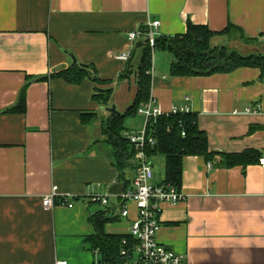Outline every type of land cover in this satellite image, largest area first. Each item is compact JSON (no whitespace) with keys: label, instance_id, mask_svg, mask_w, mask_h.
Instances as JSON below:
<instances>
[{"label":"crops","instance_id":"crops-1","mask_svg":"<svg viewBox=\"0 0 264 264\" xmlns=\"http://www.w3.org/2000/svg\"><path fill=\"white\" fill-rule=\"evenodd\" d=\"M155 21L157 37L185 34L188 23L214 32L232 26L237 43L255 39L250 51L264 55V0H0V264H98L100 255L86 239L99 213L111 219L106 233L129 234L137 209L131 203L124 218L118 207L135 172L126 171V186L103 125L111 115L107 108L124 113L136 95L135 74L128 75L129 63L118 58L132 49L128 34ZM228 35L213 44L226 45ZM134 51L136 69L142 49ZM171 62L168 52L153 54L157 106L168 113L188 105L210 152L263 154L264 72L245 67L171 77ZM82 65L111 84L90 78L72 84L57 76ZM97 88L113 89L109 107L93 101ZM23 92L25 110L11 111ZM89 114L97 117L85 122ZM151 161L154 182L163 183L165 158ZM53 187L74 207L45 209ZM180 189L185 200L162 205L159 243L183 255L185 264H264V171L258 163L228 168L218 159L189 156ZM91 195L108 196V206L91 202Z\"/></svg>","mask_w":264,"mask_h":264},{"label":"trees","instance_id":"trees-1","mask_svg":"<svg viewBox=\"0 0 264 264\" xmlns=\"http://www.w3.org/2000/svg\"><path fill=\"white\" fill-rule=\"evenodd\" d=\"M233 28H227L223 32H214L206 26L188 23L187 32L174 37H157L155 47L152 49L145 36L141 39L142 56L138 67L127 69L128 75L135 74L137 85L136 95L132 106L124 113L113 114L105 120L103 134L114 148L116 166L125 185V173L132 169L135 172L136 150L125 137L127 131L125 121L128 117L138 114L141 104L147 103L151 98V81L153 69V54L155 52H168L172 56L170 66L171 77H208L215 74H228L239 68H258L264 72V55L258 52L246 50L247 55L238 49H229L226 46L213 44L215 37L229 34ZM143 29V28H142ZM145 31V30H144ZM241 35H245L241 32ZM245 38V37H244ZM243 38V39H244ZM248 43L255 39L246 38ZM129 63V62H128ZM129 65V64H128ZM94 69L90 66L72 67L62 71L57 76L67 82L78 84L86 78L95 82H101L94 77ZM103 85L111 84V81L101 82ZM93 95V101L103 107H109L113 100V89L97 88ZM25 110V94H21L19 105L11 111ZM88 116V117H87ZM95 114L83 115V120H95ZM148 134H151L156 143L148 146L146 151L150 158L163 156L165 158V180L179 188L182 185L184 161L189 156H199L207 162L221 160L225 166H246L258 163L260 154L256 151H246L241 154H224L210 152L207 135L199 128L197 115L193 113L177 116H160L152 119L148 124ZM184 133V135H183ZM111 219L99 213L90 219L95 233L86 239L91 250L100 255L98 264H124L126 258L121 255L123 240L132 241L129 234L117 235L105 232V225Z\"/></svg>","mask_w":264,"mask_h":264},{"label":"built area","instance_id":"built-area-1","mask_svg":"<svg viewBox=\"0 0 264 264\" xmlns=\"http://www.w3.org/2000/svg\"><path fill=\"white\" fill-rule=\"evenodd\" d=\"M159 21L148 23L143 29L128 34V40L132 45L129 52L118 55V58L129 62L136 48L138 40L143 37L148 38V43L153 49L156 44L157 29ZM145 30V31H144ZM186 101H189L186 98ZM247 113H257V110L247 109ZM191 113L188 105L174 106L168 113L163 112L157 101L150 98L147 103L141 104L138 114L144 118V126L139 132L126 131L125 137L130 141L136 150L135 154V175L132 186L121 194V204L118 207L120 215L129 217L130 204H134L137 209V219L131 226L129 235L132 241L123 240L121 255L126 258L124 264H185L184 256L176 253L172 249L162 245L157 240L160 229V217L164 204L176 206L186 199L181 189L170 183H155V173L151 158L147 154V147L154 146L155 138L148 134V124L152 119L160 116H177ZM184 135V133H183ZM259 166L264 171V152L260 157ZM211 167V164H208ZM69 196L59 195L57 188L53 187L52 192L43 199V206L47 210L55 208L57 205L73 208V203L69 202ZM90 201L103 206H108V196L91 195ZM53 264H68L67 261H56Z\"/></svg>","mask_w":264,"mask_h":264},{"label":"rangeland","instance_id":"rangeland-1","mask_svg":"<svg viewBox=\"0 0 264 264\" xmlns=\"http://www.w3.org/2000/svg\"><path fill=\"white\" fill-rule=\"evenodd\" d=\"M229 34L230 35H228V40H227L228 43L226 45H220V46H226L229 49H236V50L239 49L244 55H247L248 53L246 50H251L253 47H255L253 43H247V42L237 43L234 39V37L238 38L239 36L237 32L231 31ZM125 125L131 132L132 131L139 132L144 126L143 116L141 114H137L135 117H132V116L128 117L126 119Z\"/></svg>","mask_w":264,"mask_h":264},{"label":"water","instance_id":"water-1","mask_svg":"<svg viewBox=\"0 0 264 264\" xmlns=\"http://www.w3.org/2000/svg\"><path fill=\"white\" fill-rule=\"evenodd\" d=\"M141 46H142V42H138L136 44V49L141 48ZM134 56H135V51H134L132 57L129 60L128 69L133 68L132 61H133ZM106 110L109 111V112H111V113H113V114H118L119 113V112H117L115 106H113L112 108H107Z\"/></svg>","mask_w":264,"mask_h":264}]
</instances>
